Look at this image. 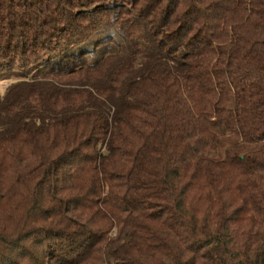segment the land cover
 <instances>
[{"label": "trees", "instance_id": "16d2710c", "mask_svg": "<svg viewBox=\"0 0 264 264\" xmlns=\"http://www.w3.org/2000/svg\"><path fill=\"white\" fill-rule=\"evenodd\" d=\"M0 264H264V0H0Z\"/></svg>", "mask_w": 264, "mask_h": 264}, {"label": "rangeland", "instance_id": "374dc122", "mask_svg": "<svg viewBox=\"0 0 264 264\" xmlns=\"http://www.w3.org/2000/svg\"><path fill=\"white\" fill-rule=\"evenodd\" d=\"M7 81L0 82V88L4 89L6 86Z\"/></svg>", "mask_w": 264, "mask_h": 264}]
</instances>
